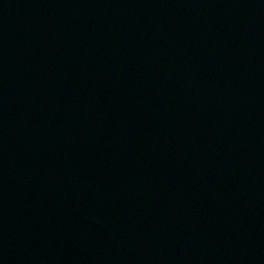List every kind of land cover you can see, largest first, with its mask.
I'll use <instances>...</instances> for the list:
<instances>
[{
    "label": "water",
    "instance_id": "water-1",
    "mask_svg": "<svg viewBox=\"0 0 264 264\" xmlns=\"http://www.w3.org/2000/svg\"><path fill=\"white\" fill-rule=\"evenodd\" d=\"M0 264H264V0H0Z\"/></svg>",
    "mask_w": 264,
    "mask_h": 264
}]
</instances>
